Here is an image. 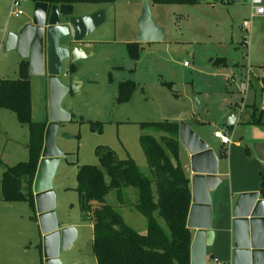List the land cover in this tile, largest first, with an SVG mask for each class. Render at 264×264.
Segmentation results:
<instances>
[{
  "label": "rangeland",
  "instance_id": "obj_1",
  "mask_svg": "<svg viewBox=\"0 0 264 264\" xmlns=\"http://www.w3.org/2000/svg\"><path fill=\"white\" fill-rule=\"evenodd\" d=\"M144 1L149 3L154 24L163 29V38L139 45L138 57L132 59L127 45L138 43V19ZM228 1L199 0L195 5H153L150 0L74 4V16L99 9L106 17L83 40L93 54L74 63L64 61L63 73L58 77L65 86L79 84L62 100V109L70 112L72 118L58 125L55 136L56 148L63 155L51 179L54 212L59 228L72 227L76 232L68 250L60 253L62 264H96L92 223L81 218L76 191L78 168L99 166L96 147H108L120 160L131 158L139 173L151 179L139 137L150 135L160 142L167 134L152 127L142 129L140 123L183 122L218 157L225 154L219 159L223 167L219 170L224 180L223 196L230 194L237 200L244 191L259 189L263 163L256 152L264 145V129L251 122L262 110L264 122V16L254 18L251 28L243 31L241 24L250 15V0ZM12 2L0 0V37L5 31L17 30L32 16L33 3L20 0L22 15L9 18ZM221 58L224 61L217 60ZM20 60L15 51L4 53L1 48L0 80L16 79ZM70 64L74 72L65 75ZM123 81L134 82L135 88L128 102L117 103L118 85ZM30 86L29 120L47 121L46 75H31ZM193 98L199 103L196 111ZM233 105L239 115L236 123L227 128L222 121ZM90 123L101 124V132L92 130ZM222 129L231 135L233 143H238L237 147H222L214 138V132ZM28 138V126L20 124L12 112L0 108V180L7 166L28 159L24 147ZM104 178L107 182L106 174ZM217 191L211 194L212 199L219 195ZM22 192H27L25 177ZM121 192L123 208L117 201L121 195L115 191L108 193L106 204L112 205L130 227H137L135 223L143 226L145 219L133 209L135 202L129 196L135 195V189L123 188ZM34 214L25 202L0 201V264H39L42 235L34 225L38 222L32 220ZM158 221L166 229L164 222ZM220 264H225V260L220 259Z\"/></svg>",
  "mask_w": 264,
  "mask_h": 264
},
{
  "label": "trees",
  "instance_id": "obj_2",
  "mask_svg": "<svg viewBox=\"0 0 264 264\" xmlns=\"http://www.w3.org/2000/svg\"><path fill=\"white\" fill-rule=\"evenodd\" d=\"M57 5L63 15H72L76 3L110 4L115 0H29ZM229 0L228 3H233ZM264 2V0H263ZM153 5H195L199 0H151ZM140 43L127 45L132 59H137ZM224 61L223 58L217 59ZM216 60V61H217ZM74 72L70 65L69 73ZM135 88L132 81L118 85L117 103L129 101ZM0 108L16 115L22 125H27L28 159L7 166L0 180L1 201L25 202L35 212L31 191L44 140L47 121L32 122L31 86L28 62L20 60L16 79L0 80ZM236 109V106H232ZM255 110L253 111V115ZM263 111L253 119L252 125L264 129ZM178 121L140 123V127H152L164 134L157 141L150 135H141L139 144L151 171V179L142 176L131 158L120 160L106 146L95 149L99 166L84 165L77 170L78 206L83 220L92 223V252L96 264H190L191 231L186 222L191 204L190 181L179 161L180 142ZM91 129L101 132L102 126L90 123ZM230 128V127H227ZM221 154L220 156H224ZM104 174L108 176L105 181ZM260 197L264 199V164L259 172ZM27 180V192H22V178ZM134 188L138 198L133 209L147 221L145 234H140L125 224L112 205L105 202L110 191ZM154 189V191H153ZM157 219L164 222V229ZM32 220L37 222L36 216ZM41 254V245L38 246Z\"/></svg>",
  "mask_w": 264,
  "mask_h": 264
},
{
  "label": "water",
  "instance_id": "obj_3",
  "mask_svg": "<svg viewBox=\"0 0 264 264\" xmlns=\"http://www.w3.org/2000/svg\"><path fill=\"white\" fill-rule=\"evenodd\" d=\"M105 12L97 10L89 15H63L57 5L33 3L32 16L17 30L4 35V53L15 51L21 60L28 62L29 74L47 77V124L43 147L32 184L34 209L42 235L43 264H62L59 256L68 250L76 238L72 227L59 228L54 208L55 197L51 179L63 155L55 145L58 125L71 120L70 112L61 107L64 97L77 90L79 84H61L62 63H74L93 54L83 40L105 21ZM163 29L151 17L148 1L142 4L138 19V43L160 42ZM69 75V69L64 71ZM193 110L199 103L192 99ZM239 115L231 110L223 119L225 127H232ZM178 138L190 157L191 204L187 228L194 231L190 246V264H206V248L211 246L214 232L211 229V194L221 183L218 177L219 157L185 123H178ZM264 138V136H263ZM264 164V145L256 152ZM232 264H264V199L259 192L241 193L232 210ZM209 260H214L213 256Z\"/></svg>",
  "mask_w": 264,
  "mask_h": 264
},
{
  "label": "crops",
  "instance_id": "obj_4",
  "mask_svg": "<svg viewBox=\"0 0 264 264\" xmlns=\"http://www.w3.org/2000/svg\"><path fill=\"white\" fill-rule=\"evenodd\" d=\"M150 2H151V0H150ZM97 10H99V9H97ZM97 10H95V11H97ZM25 23H23V24H25ZM6 32L7 31H5V33ZM5 33L2 34L0 37V49L2 48ZM140 44H142V43H140ZM84 45L86 46L85 43H84ZM30 79H31V76H30ZM231 109H232V107H231ZM236 121H237V119H236ZM230 138H231V144L230 145L237 147L238 143H233L231 135H230ZM221 146L225 147L222 144H221ZM24 147L27 148L26 145ZM220 157L221 156H219V159H220ZM179 161L181 163V166H182L184 172L186 173V175L188 176L189 181H190V178L192 176L191 172H190V157L182 145L180 147V152H179ZM221 163H222V161H220V163H218L219 164L218 165V174H219L218 177L219 178H221V174H222L221 173L222 171H219V170H222V168H223L221 166L222 165ZM223 184H224V180L221 178V183L219 184L218 188L216 189V190H218L217 193L219 195L216 194L217 196L215 198H213L211 201V212H212L211 229L214 232V239H213L212 245L206 248V259H207L206 264H213V261L209 260V257H211V256H213V258L215 260H217L219 263H220V259H223V260H225V264H232V221H233L232 210H233V207H234L236 200L230 194L228 196H226V195L223 196L221 194L222 189H224L221 186ZM219 189H221V190H219ZM121 191L115 192V193H118L121 195V197H119L120 200H117V201L120 202V207L123 208L124 207V201L122 198V192ZM239 192H241V191H239ZM249 192H259V189H249L247 191H244V193H249ZM118 194H116V195H118ZM129 196L135 202L138 198L137 191L135 190V195L134 194L132 195L131 193H129ZM1 202H3V201H1ZM3 203H6V202H3ZM8 204H10V203H8ZM126 209H128V208H126ZM122 218H123V216H122ZM123 220H124V218H123ZM157 220H159V219H157ZM145 222L146 223L143 226H142V223L136 224L134 222L135 226H137V227H131V228L134 229L135 231H136V228H139L136 232H138L140 234H145L146 228H147L146 219H145ZM158 223L161 225V223L159 221H158ZM125 224H126V222H125ZM34 225L38 226V225H36V223H34ZM190 231H191V242H192L194 231L193 230H190ZM41 248H42V244H41ZM39 256H40L39 264H43L42 252H41V254L39 253Z\"/></svg>",
  "mask_w": 264,
  "mask_h": 264
},
{
  "label": "built area",
  "instance_id": "obj_5",
  "mask_svg": "<svg viewBox=\"0 0 264 264\" xmlns=\"http://www.w3.org/2000/svg\"><path fill=\"white\" fill-rule=\"evenodd\" d=\"M19 4H20V0H13L12 5L10 6L9 9V14H8L9 18L18 17L22 15V11L19 10ZM250 7H251V11L248 19L244 20L241 24L243 31H248L251 28V24L254 18L264 16L263 0H250ZM213 136L214 138L218 139L223 146H228L231 144L230 135L225 129H222L221 131H215ZM213 264H220V263L214 259Z\"/></svg>",
  "mask_w": 264,
  "mask_h": 264
},
{
  "label": "flooded vegetation",
  "instance_id": "obj_6",
  "mask_svg": "<svg viewBox=\"0 0 264 264\" xmlns=\"http://www.w3.org/2000/svg\"><path fill=\"white\" fill-rule=\"evenodd\" d=\"M70 65H73V64H70ZM70 65H69V67H70ZM69 67H68V69H69Z\"/></svg>",
  "mask_w": 264,
  "mask_h": 264
}]
</instances>
